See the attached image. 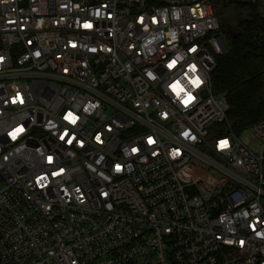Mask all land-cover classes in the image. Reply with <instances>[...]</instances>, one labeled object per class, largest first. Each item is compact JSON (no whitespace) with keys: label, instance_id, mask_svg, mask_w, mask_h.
<instances>
[{"label":"built area","instance_id":"2783aa9c","mask_svg":"<svg viewBox=\"0 0 264 264\" xmlns=\"http://www.w3.org/2000/svg\"><path fill=\"white\" fill-rule=\"evenodd\" d=\"M223 45L210 0H0V264H264Z\"/></svg>","mask_w":264,"mask_h":264},{"label":"trees","instance_id":"16d2710c","mask_svg":"<svg viewBox=\"0 0 264 264\" xmlns=\"http://www.w3.org/2000/svg\"><path fill=\"white\" fill-rule=\"evenodd\" d=\"M210 1L226 48L211 74L213 92L229 105L219 128L240 135L264 119V0Z\"/></svg>","mask_w":264,"mask_h":264},{"label":"snow or ice","instance_id":"6c2138e0","mask_svg":"<svg viewBox=\"0 0 264 264\" xmlns=\"http://www.w3.org/2000/svg\"><path fill=\"white\" fill-rule=\"evenodd\" d=\"M85 27H91V25H85ZM171 67V65H169ZM193 83H196L198 85L199 81H194ZM175 88V86H173ZM193 99L192 97H189V100ZM187 103V102H186ZM72 119V122L75 123V118L71 117V114H69L68 117H66V119ZM185 135H187V133H185ZM63 139V137H61ZM150 143L152 142L151 140L149 141ZM69 143H71V140H69ZM227 146V141H223L221 143V147H226Z\"/></svg>","mask_w":264,"mask_h":264},{"label":"rangeland","instance_id":"374dc122","mask_svg":"<svg viewBox=\"0 0 264 264\" xmlns=\"http://www.w3.org/2000/svg\"><path fill=\"white\" fill-rule=\"evenodd\" d=\"M249 136H250V132L247 131V132L244 133V135H242V139H243V140H247V139L249 138ZM1 182H2V178H1V176H0V183H1Z\"/></svg>","mask_w":264,"mask_h":264},{"label":"water","instance_id":"95a60500","mask_svg":"<svg viewBox=\"0 0 264 264\" xmlns=\"http://www.w3.org/2000/svg\"><path fill=\"white\" fill-rule=\"evenodd\" d=\"M222 50H223V51H225V50H226V48H225V45H223V46H222Z\"/></svg>","mask_w":264,"mask_h":264}]
</instances>
